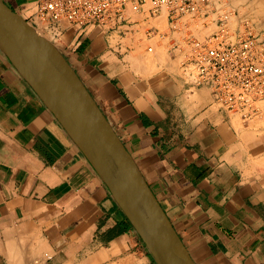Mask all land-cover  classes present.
<instances>
[{"label": "crops", "instance_id": "obj_1", "mask_svg": "<svg viewBox=\"0 0 264 264\" xmlns=\"http://www.w3.org/2000/svg\"><path fill=\"white\" fill-rule=\"evenodd\" d=\"M3 1L26 19L36 0ZM255 15L264 18V0ZM169 31L157 43L169 50L165 62L129 57L121 40L136 31L64 25L60 51L193 262L264 264V122L244 126L208 89L189 87L187 48ZM0 264H156L88 156L1 50Z\"/></svg>", "mask_w": 264, "mask_h": 264}, {"label": "built area", "instance_id": "obj_2", "mask_svg": "<svg viewBox=\"0 0 264 264\" xmlns=\"http://www.w3.org/2000/svg\"><path fill=\"white\" fill-rule=\"evenodd\" d=\"M210 5L211 0H36L26 20L34 21L53 39L62 36L64 25L123 33L138 32L143 24L146 41H150L164 37L154 24L166 15L170 29L184 36L182 45L187 50L182 73L186 84L208 89L216 106L236 116L244 126L263 122L264 39L249 21L232 30L224 15L209 20L215 22L213 33L197 37L194 32L210 23L200 26L191 22L208 19ZM148 51L152 52V47Z\"/></svg>", "mask_w": 264, "mask_h": 264}, {"label": "water", "instance_id": "obj_3", "mask_svg": "<svg viewBox=\"0 0 264 264\" xmlns=\"http://www.w3.org/2000/svg\"><path fill=\"white\" fill-rule=\"evenodd\" d=\"M0 50L88 156L155 263L195 264L135 161L65 56L3 0Z\"/></svg>", "mask_w": 264, "mask_h": 264}, {"label": "rangeland", "instance_id": "obj_4", "mask_svg": "<svg viewBox=\"0 0 264 264\" xmlns=\"http://www.w3.org/2000/svg\"><path fill=\"white\" fill-rule=\"evenodd\" d=\"M255 1L256 0H211L210 9L212 10V15L206 19H198L195 22H191L192 24L202 25L203 22H209L210 19H217L219 17H222V15L229 18V16L232 14L235 19V22H231L229 20L228 24L232 28V30H236L240 28L243 23L246 21H249L254 25L255 31L259 34L261 39H264V18L259 19L258 16L255 15ZM25 17H29L28 12L24 13ZM166 15L163 16V18L158 21L156 24H154L155 28L157 29V32L160 35H163L161 39L157 37H153L150 41H146V37L144 35L145 29L143 28L144 25H140V30L133 34H125L127 37L125 39H122V43L127 45V49L129 52V57L132 55L135 56H141V59L144 62L153 63L156 62V57H158V60L165 62L168 60L169 56V50L165 48L164 46L157 45L155 43H158L160 41L168 43L170 41V35L169 34V24L165 20ZM214 21V20H213ZM209 22L210 24L202 29V31L194 32L197 37H203L205 35L211 34L215 31V22ZM29 23L33 25L36 30L46 39L51 41L59 50L63 49V39H53L48 33H46L44 30L40 29L39 27H36L34 21L29 20ZM142 26V27H141ZM171 30V29H170ZM126 32V31H124ZM123 33H117L118 35L125 36ZM167 33V34H166ZM62 37V36H61ZM184 36L182 32H179L175 35H173V42L176 39L181 40L182 42ZM171 46V45H170ZM152 47V52L148 51V48ZM170 48V47H169ZM264 122V121H263Z\"/></svg>", "mask_w": 264, "mask_h": 264}, {"label": "bare ground", "instance_id": "obj_5", "mask_svg": "<svg viewBox=\"0 0 264 264\" xmlns=\"http://www.w3.org/2000/svg\"><path fill=\"white\" fill-rule=\"evenodd\" d=\"M233 17H234V16L231 14V15L229 16L228 19H229L231 22L234 23V22H235V19H234ZM36 31H37V30H36ZM37 32H38V31H37ZM38 33H39V32H38ZM148 49H149V48H148ZM104 161H105V155L101 157V162L103 163V166H105V165H104Z\"/></svg>", "mask_w": 264, "mask_h": 264}]
</instances>
